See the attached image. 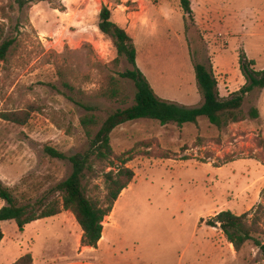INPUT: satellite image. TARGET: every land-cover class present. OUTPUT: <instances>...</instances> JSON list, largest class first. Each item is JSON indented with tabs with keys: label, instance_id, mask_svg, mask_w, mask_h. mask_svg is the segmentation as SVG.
<instances>
[{
	"label": "rangeland",
	"instance_id": "obj_1",
	"mask_svg": "<svg viewBox=\"0 0 264 264\" xmlns=\"http://www.w3.org/2000/svg\"><path fill=\"white\" fill-rule=\"evenodd\" d=\"M14 1L0 0V43L16 39L0 62V179L21 203L40 210L38 202L58 197L51 190L72 173L70 162L50 158L45 148L72 156L89 147L78 103L97 107L102 120L135 103L134 83L120 77L132 66L125 57L115 62L114 43L97 28L103 5L113 21L124 19L139 67L163 99L202 104L194 62L213 67L224 98L245 84L242 55L264 70V0H190L192 18L180 0H56L22 12ZM112 79L125 104L100 96ZM251 107L259 119L221 130L200 118L183 127L139 120L112 133L115 156L128 159L136 175L104 222L116 239L125 238L116 245L124 250L84 248L81 228L67 211L23 232L14 221L1 223L7 239L0 264H10L17 247L38 264H98L112 254L141 257L140 264H264L253 242L238 253L207 224L218 211L255 214L263 207L257 237L264 242V90L246 97L244 111ZM4 113L29 119L19 125L2 119ZM88 189L93 198L106 195L103 178ZM89 254L97 259L82 260Z\"/></svg>",
	"mask_w": 264,
	"mask_h": 264
},
{
	"label": "trees",
	"instance_id": "obj_2",
	"mask_svg": "<svg viewBox=\"0 0 264 264\" xmlns=\"http://www.w3.org/2000/svg\"><path fill=\"white\" fill-rule=\"evenodd\" d=\"M54 1L56 0H15L14 2L22 12L31 8L32 5ZM180 2L184 13L192 18L190 0H180ZM98 29L114 43L118 54L115 62L125 57L132 66L133 69L126 70L120 77L134 83L135 103L128 108L118 109L105 120L96 114L99 110L97 107L78 103L86 112L80 119V126L89 141V147L86 151L72 156L52 147L45 148V153L50 158L70 162L72 173L51 190L52 193L59 194L58 197L51 200L42 199L38 202L42 210L37 209L35 205L21 203L13 191L0 179V198L5 203L0 209V242L4 238L1 228L3 222L14 221L19 231L23 232L25 227L31 223L53 218L64 211H69L83 231L82 246L97 248L103 237L104 226H106L105 218L111 215L121 194L129 188L136 177L134 170L127 166L129 160L116 157L111 145L112 133L124 124L139 120H152L159 122L162 126L175 124L183 127L187 124H197L200 118H206L212 126L221 130L233 124L260 118L258 108L251 107L245 112L243 107L247 96L257 90H264V70H257L255 61L249 60L245 55L239 59L240 71L245 84L239 91L227 98L220 95L213 67L194 62L196 83L203 102L200 106L190 107L157 95L137 65V49L133 38L113 21L112 12L108 6H102ZM15 43L16 39L13 38L5 39L0 43V62L6 61ZM100 96L122 104H125L127 100L118 82L114 79L101 91ZM1 118L24 125L29 115L4 113ZM108 168L111 170L107 171ZM98 178H103L105 183L104 198H93L88 193L90 183ZM262 208L256 209L255 214L247 212L242 215L222 211L212 217L207 224L221 230L238 253L247 244L253 242L264 259V242L257 237L263 234L258 213ZM13 264H33V257L31 254H26Z\"/></svg>",
	"mask_w": 264,
	"mask_h": 264
},
{
	"label": "crops",
	"instance_id": "obj_3",
	"mask_svg": "<svg viewBox=\"0 0 264 264\" xmlns=\"http://www.w3.org/2000/svg\"><path fill=\"white\" fill-rule=\"evenodd\" d=\"M117 24H119L122 28H124V29H126V27H125V23H124V19L122 18V17H120L119 19H118V21H115ZM97 28H98V25H97ZM127 31V30H126ZM138 60H139V57L137 58V65H138V67H139V64H138ZM140 68V67H139ZM141 70V69H140ZM142 71V70H141ZM145 75V74H144ZM125 192V190L123 191V193ZM122 193V194H123ZM121 194V195H122ZM121 197V196H120ZM117 203V202H116ZM115 206H116V204H115ZM1 209V208H0ZM115 209V208H114ZM64 212H67V211H64ZM63 212V213H64ZM69 212V211H68ZM219 212H221V211H218L217 213H215V215L216 214H218ZM113 213H114V210H113ZM62 214V213H61ZM60 214V215H61ZM245 214V213H244ZM60 215H58V216H60ZM58 216H56V217H58ZM56 217H53V219L54 218H56ZM47 219H49V218H46L45 220L44 219H42V220H39V221H37V223L36 222H34V223H31V224H29V225H27L26 227H31L33 224H35V225H39V224H41L43 221H47ZM77 222V221H76ZM78 224V223H77ZM80 227V226H79ZM106 228H109V231H106ZM81 231H82V229H81ZM106 235H109L108 237V239H107V243L106 244H104V242H105V237H106ZM81 240H82V236H83V231H82V233H81ZM7 238L5 237V235H4V238H3V240L0 242V246L1 245H3V246H5L4 244H5V240H6ZM124 239L125 238H118V239H116L115 238V236H114V229L112 228V227H108V225H106V226H104V232H103V237H102V239L100 240V242H99V244H98V247H102V246H105V248L107 249V250H113V248L115 247V248H117L118 250H124V249H122V248H119L118 246H119V244L120 243H122V242H125L124 241ZM82 244V243H81ZM116 245H118V246H116ZM84 248H86V249H91V250H96L97 248H92V247H87V246H83ZM18 249H19V252L14 256V258H13V261H11L10 262V264H13V263H15L17 260H19L22 256H24V255H26V254H30V253H27L25 250L26 249H24V250H22L21 248H19V247H17ZM127 256L128 255H125V254H120L119 256H116V255H111V256H108V257H103V256H101V262H99L98 264H140V262H141V257H138V258H134V259H132V258H130V259H128L127 260ZM33 257V256H32ZM81 258V257H80ZM125 259V261L123 260H121V261H118L117 259ZM94 259H97V258H95L94 257V255L93 254H89V255H87L86 257H84L82 260H85V261H91V260H94ZM134 260V261H133ZM57 261V260H56ZM60 261V260H59ZM81 261V259L79 260V262L77 263V264H94V263H87V262H85V263H83V262H80ZM33 264H38L37 263V261L33 258ZM42 264H49V263H47L46 261L45 262H43ZM52 264V263H51ZM54 264H59V262L57 261L56 263H54Z\"/></svg>",
	"mask_w": 264,
	"mask_h": 264
}]
</instances>
